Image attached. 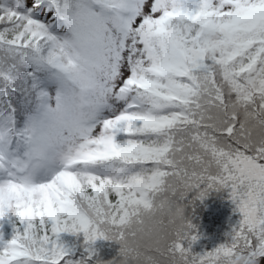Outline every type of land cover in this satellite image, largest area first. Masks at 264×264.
<instances>
[{"label":"snow or ice","instance_id":"snow-or-ice-1","mask_svg":"<svg viewBox=\"0 0 264 264\" xmlns=\"http://www.w3.org/2000/svg\"><path fill=\"white\" fill-rule=\"evenodd\" d=\"M225 188L242 219L193 253L186 210ZM98 238L96 264H264V0L0 2V264Z\"/></svg>","mask_w":264,"mask_h":264},{"label":"trees","instance_id":"trees-1","mask_svg":"<svg viewBox=\"0 0 264 264\" xmlns=\"http://www.w3.org/2000/svg\"><path fill=\"white\" fill-rule=\"evenodd\" d=\"M0 2L12 3L14 2V0H0ZM227 192L228 190L226 188L220 190L214 189L209 192L208 196L205 199H203L202 201L197 200L195 206L190 205L187 208L185 218L195 226L192 229V232L195 233L198 238L205 233L203 231L204 229L209 228V225L207 223V216L212 214V210H210V207H219L222 204H226L227 200L229 201ZM199 207L202 208V211H200ZM204 214L206 215L203 216ZM5 229L7 233L6 238L10 239L12 235L11 225H5ZM209 235L213 236L211 234ZM60 237L61 242L66 243L73 249V258L79 259L87 256V252L85 250L87 245L85 244V236L82 232L79 234L62 233L60 234ZM227 238L230 240L231 236H227ZM183 243L186 247L190 245L193 253H203L219 245L211 240L200 243L198 242V239H196L195 241L186 239L183 241ZM91 246L96 249V254L89 261V264H96V260L107 262L113 260L114 258H118L120 245L115 241L98 238L94 243H92Z\"/></svg>","mask_w":264,"mask_h":264},{"label":"rangeland","instance_id":"rangeland-1","mask_svg":"<svg viewBox=\"0 0 264 264\" xmlns=\"http://www.w3.org/2000/svg\"><path fill=\"white\" fill-rule=\"evenodd\" d=\"M227 190L229 201L227 200L226 204H222L219 207H210L212 214L207 216L209 228L203 230L205 233L198 238V242L203 243L211 240L214 243L221 244L228 241L227 236H232L235 227L242 219V214L236 210V205L230 198V191L229 189ZM199 208L202 211V208ZM206 231L213 236H210Z\"/></svg>","mask_w":264,"mask_h":264},{"label":"clouds","instance_id":"clouds-1","mask_svg":"<svg viewBox=\"0 0 264 264\" xmlns=\"http://www.w3.org/2000/svg\"><path fill=\"white\" fill-rule=\"evenodd\" d=\"M161 219V214H157L155 216H153L152 214H146L145 216V224H144V228L146 229V231L144 233H141L140 236L138 238H147L148 235V230H152V229H156L161 227L158 223V221Z\"/></svg>","mask_w":264,"mask_h":264}]
</instances>
